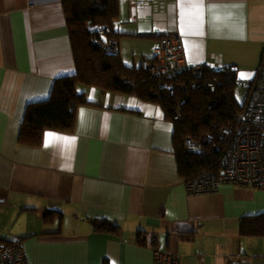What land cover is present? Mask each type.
<instances>
[{"label":"crops","instance_id":"0c3cea01","mask_svg":"<svg viewBox=\"0 0 264 264\" xmlns=\"http://www.w3.org/2000/svg\"><path fill=\"white\" fill-rule=\"evenodd\" d=\"M118 12L125 67L151 59L165 34L181 38L187 64L233 67L239 83L259 67L245 57L264 65V0H118ZM75 71L61 0H0V246L22 242L27 264H152L155 250L178 264H264V238L239 233L264 213V191L188 195L156 104L79 86L87 105L72 132L19 142L26 108ZM103 221L118 230L97 231Z\"/></svg>","mask_w":264,"mask_h":264},{"label":"trees","instance_id":"16d2710c","mask_svg":"<svg viewBox=\"0 0 264 264\" xmlns=\"http://www.w3.org/2000/svg\"><path fill=\"white\" fill-rule=\"evenodd\" d=\"M61 4L76 71L73 76L55 80L47 100L26 108L19 142L37 147L45 131L72 132L77 109L87 105L84 93L79 92L78 87H92L103 92L135 96L141 102L153 103L162 109L164 118L173 124V149L178 173L184 182L204 172L217 174L219 160L226 147L220 136L221 130L235 126L236 116L246 102L245 99L240 105L234 97V89L239 83L235 72L225 73L233 67L216 69L199 64L207 69L199 80L191 77L189 69L180 70L172 79L160 74L149 77L140 70V64L138 68L125 67L118 55L104 54L103 47L115 39L118 0H61ZM187 65L191 68L197 66ZM192 82L199 84L197 90L189 89ZM209 83L215 84V93L209 92ZM251 83L247 85L248 91ZM180 85L186 88L180 89ZM175 111L180 116L177 121L173 120ZM185 138L202 142L204 151L195 154L186 152L183 146ZM254 189L264 191V186ZM118 228L103 221L95 229L114 233ZM239 233L243 237L264 238V213L242 218Z\"/></svg>","mask_w":264,"mask_h":264},{"label":"built area","instance_id":"2783aa9c","mask_svg":"<svg viewBox=\"0 0 264 264\" xmlns=\"http://www.w3.org/2000/svg\"><path fill=\"white\" fill-rule=\"evenodd\" d=\"M115 49V43L110 42L104 48V54L117 55L118 52ZM183 69H189L191 77L199 80L206 68L201 65L191 68L186 64L182 40L177 35H162L154 49L152 59H144L140 62V70L149 77L160 74L172 79ZM234 72V68L225 70L227 75ZM179 88L185 89L186 86L180 85ZM198 88V83L192 82L189 85L190 90ZM207 88L210 93H215V84L209 83ZM179 119L180 116L175 111L173 120ZM234 125V127L231 125L223 128L220 133L226 142L223 155L219 160L220 170L217 174L204 172L184 182L188 195L215 193L223 184L248 188L264 186V66H260L255 71L246 102L241 113L236 116ZM205 140L208 139L205 138ZM183 146L190 154L204 151L203 143L191 138H185ZM0 264H27L22 242L0 246ZM152 264H178V258L169 251L155 250Z\"/></svg>","mask_w":264,"mask_h":264},{"label":"rangeland","instance_id":"374dc122","mask_svg":"<svg viewBox=\"0 0 264 264\" xmlns=\"http://www.w3.org/2000/svg\"><path fill=\"white\" fill-rule=\"evenodd\" d=\"M160 39L161 38H159V41H160ZM110 42L115 43V48H116L115 51L118 52L117 41L114 39L113 41H109L108 43H110ZM106 46L107 45H105V47ZM105 47H103V48H105ZM110 50H112V49H110ZM103 51H105V50L103 49ZM240 63H242V66H244V67L246 66V68H248L249 65L250 66L253 65L252 67H254V69H256L258 66H260L261 57L260 58L258 56L251 57V58L245 57L244 60L240 61ZM247 93H248L247 83L240 81V83H238L234 89V97L240 105H242L244 103V100L246 99V97L248 95Z\"/></svg>","mask_w":264,"mask_h":264},{"label":"snow or ice","instance_id":"6c2138e0","mask_svg":"<svg viewBox=\"0 0 264 264\" xmlns=\"http://www.w3.org/2000/svg\"><path fill=\"white\" fill-rule=\"evenodd\" d=\"M195 7L199 10L201 5L197 4V5H195ZM241 75H242V78H249L248 76H245L244 74H241ZM55 139L67 140V138L56 137L54 134H51V133L46 134V143L50 142L51 140H55Z\"/></svg>","mask_w":264,"mask_h":264}]
</instances>
